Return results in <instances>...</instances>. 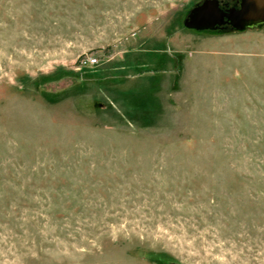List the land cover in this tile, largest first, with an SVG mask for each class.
<instances>
[{
    "label": "rangeland",
    "instance_id": "1",
    "mask_svg": "<svg viewBox=\"0 0 264 264\" xmlns=\"http://www.w3.org/2000/svg\"><path fill=\"white\" fill-rule=\"evenodd\" d=\"M204 1L0 0V264H264V23Z\"/></svg>",
    "mask_w": 264,
    "mask_h": 264
},
{
    "label": "water",
    "instance_id": "2",
    "mask_svg": "<svg viewBox=\"0 0 264 264\" xmlns=\"http://www.w3.org/2000/svg\"><path fill=\"white\" fill-rule=\"evenodd\" d=\"M240 11H233L230 16L234 31L243 32L246 27H254L264 23V0H242ZM219 19L216 1H205L195 7L184 21L186 29L204 30L211 28Z\"/></svg>",
    "mask_w": 264,
    "mask_h": 264
},
{
    "label": "flooded vegetation",
    "instance_id": "3",
    "mask_svg": "<svg viewBox=\"0 0 264 264\" xmlns=\"http://www.w3.org/2000/svg\"><path fill=\"white\" fill-rule=\"evenodd\" d=\"M205 1H216L218 11H219V19H218L217 23H215L214 25H211V23H210L209 26H211V28L204 29V30H196V29H188V30H194V31H198V32H202V31H204V32H215V31H224V30L234 31L235 29L232 25V21L230 20V16L232 15L233 11H240L242 9L241 8L242 3H243L242 0H236L232 5H229L228 3H221L218 0H205ZM258 25H260V24H258ZM247 28H250V27H246V29Z\"/></svg>",
    "mask_w": 264,
    "mask_h": 264
},
{
    "label": "built area",
    "instance_id": "4",
    "mask_svg": "<svg viewBox=\"0 0 264 264\" xmlns=\"http://www.w3.org/2000/svg\"><path fill=\"white\" fill-rule=\"evenodd\" d=\"M95 64H97V59H96V58H89V57H86V58H84V59H82V60L80 61V65H81V66H86V65H88V66H93V65H95Z\"/></svg>",
    "mask_w": 264,
    "mask_h": 264
}]
</instances>
